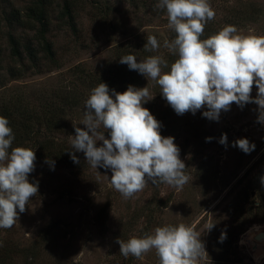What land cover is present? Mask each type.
Returning a JSON list of instances; mask_svg holds the SVG:
<instances>
[{"label":"rangeland","instance_id":"obj_1","mask_svg":"<svg viewBox=\"0 0 264 264\" xmlns=\"http://www.w3.org/2000/svg\"><path fill=\"white\" fill-rule=\"evenodd\" d=\"M32 1L0 0V46L5 55L0 68V112L5 107L13 110L11 101L19 98L22 106L35 111L59 103L67 116L56 137L65 144L75 135L73 125L84 127L80 122L91 89L112 80L123 66L127 73L133 72L135 87L148 86L154 95L143 106L161 122V135L175 138L190 179L181 189L149 183L124 199L105 178L111 177L110 170H96L87 164L77 173L58 165L64 184L36 171L35 179H43L45 187L28 201L12 228L0 229V241L13 248L8 264H159L155 249L142 259L125 258L116 238L127 241L150 234L158 226L180 223L192 226L205 243L208 256L198 264H264V254L257 259L258 251L245 242L253 226L264 230V208L259 209L264 195L260 183L264 176V124L257 122V105L240 108L233 104L229 111L221 112L218 121L203 117L206 108L195 115H177L154 81L119 63L128 53L138 60L162 55L169 64L163 69L167 72L178 58L163 47L164 40H172L176 34L167 26L165 10L155 7L158 0H45L50 4L47 38L57 64L52 68L45 63L20 78L13 77L11 70H19L21 63L12 59L8 36L14 34L23 51L27 45L36 49L40 45L36 31L11 27L7 16L22 12L25 18ZM69 1L74 28L62 19ZM209 2L216 15L205 26L201 39L225 25H234L245 35H264V0ZM148 35L157 37L161 44L158 51L143 49ZM67 93L68 103L80 104L72 110L62 102ZM251 95L256 96L255 86ZM222 134H227L226 144L219 142ZM208 137L212 139L206 141ZM239 138H247L255 149L245 154L233 147ZM40 143L48 145L44 137ZM211 224L214 227L207 231ZM222 232L226 233L223 241Z\"/></svg>","mask_w":264,"mask_h":264},{"label":"clouds","instance_id":"obj_2","mask_svg":"<svg viewBox=\"0 0 264 264\" xmlns=\"http://www.w3.org/2000/svg\"><path fill=\"white\" fill-rule=\"evenodd\" d=\"M155 7L165 10L167 26L176 34L174 39L164 40L163 47L178 58L167 72L163 69L169 64L162 55L138 60L127 54L119 63L154 81L177 115H195L206 108L203 117L218 121L221 112L229 111L233 104L243 108L254 103L257 122L264 124V35H245L236 26L225 25L201 39L205 26L216 15L209 0H158ZM160 47L155 35L146 37L145 51L156 52ZM253 86L255 97L251 95ZM153 98L148 86L129 85L117 92L101 82L84 102L80 122L84 127L73 125L75 135L69 137L73 162H80L75 153L81 152L91 168L110 170L111 177L105 178L124 199L149 183L181 189L190 179L175 138L161 135V122L143 106ZM9 123L0 115V229H10L19 221L39 189L38 182L29 180L35 170V150L12 147L15 136ZM219 142L226 144L227 134H222ZM232 146L245 154L255 149L247 138L235 140ZM45 162L54 167L50 158ZM260 183L264 186V176ZM213 227L209 225L207 231ZM225 238L222 232L221 241ZM115 242L125 258L142 259L155 249L159 264H198L208 256L201 234L184 223L158 226L150 234L127 241L118 237Z\"/></svg>","mask_w":264,"mask_h":264},{"label":"trees","instance_id":"obj_3","mask_svg":"<svg viewBox=\"0 0 264 264\" xmlns=\"http://www.w3.org/2000/svg\"><path fill=\"white\" fill-rule=\"evenodd\" d=\"M72 5L73 4L70 1L65 3L62 10V19H65L70 26L74 28L76 25ZM27 8L25 18L23 16L24 13L22 12H11L10 15L7 16V22L11 27L14 28V26H16L22 29L36 31L35 38L39 41L40 45V48L38 49L33 48L31 45H27L23 51L21 48V41L17 39L14 34L8 36L12 59L21 63V68L19 70L12 69L11 75L19 78L25 72L31 69L40 68L45 63H48L47 65L50 63L52 68L57 64L52 43L47 38L50 4L48 3L47 5L45 0H33ZM1 25L2 23L0 22V39L2 35ZM3 62H5V55L0 46V68H2ZM120 70L121 71L118 75H114L112 80L106 82L110 89H114L117 92L125 91L129 85L134 86L133 72L127 73L123 66ZM67 95L68 93L64 95L62 100V102L64 101V105L68 104L69 107L66 108L72 110L74 106L77 107L80 105L74 101H72L73 103H68L67 100L69 97L67 98ZM19 99L11 101L15 107L13 110L5 107L0 112V115L6 117L10 122L9 126L12 128L15 136L12 147L20 146L35 150V170L29 176L30 182H38V190L43 189L45 187V184L42 182L43 179L40 177H38V180L35 179V177H37L36 171H42L46 174L49 180L64 184L63 180L65 177L58 173V165L67 167L72 172L76 171L77 173L84 170V168L87 167L84 154L76 152L75 155L80 162L74 163L68 152L71 150L70 141L61 144L60 139L56 137V135L61 132L60 128L66 120L67 115H65L64 112L65 108H62L61 104L55 103L50 107L46 106L44 109L40 106L39 110H42L39 111L37 109V111H35L36 108H31L26 105L22 106V101ZM52 134H54V136ZM42 137H44L45 142L48 143L47 146L40 143ZM9 151H11V149ZM46 158H50L54 161V167L45 162ZM262 198L263 206L259 209L264 208V195ZM12 249V246L6 248L4 246V241H0V264H8V261L11 258L10 253Z\"/></svg>","mask_w":264,"mask_h":264},{"label":"bare ground","instance_id":"obj_4","mask_svg":"<svg viewBox=\"0 0 264 264\" xmlns=\"http://www.w3.org/2000/svg\"><path fill=\"white\" fill-rule=\"evenodd\" d=\"M262 226H253L247 233V236L245 238V242L247 243H251L253 241H255L257 243V246L254 249V252H257V259H260L263 254H264V239L263 240H259L256 238V236L260 233V232H264V230H262Z\"/></svg>","mask_w":264,"mask_h":264},{"label":"water","instance_id":"obj_5","mask_svg":"<svg viewBox=\"0 0 264 264\" xmlns=\"http://www.w3.org/2000/svg\"><path fill=\"white\" fill-rule=\"evenodd\" d=\"M256 238L259 239V240H263V239H264V232H260V233L256 236ZM250 244H251L253 250H254L255 247L257 246V243H256L255 241L251 242Z\"/></svg>","mask_w":264,"mask_h":264}]
</instances>
